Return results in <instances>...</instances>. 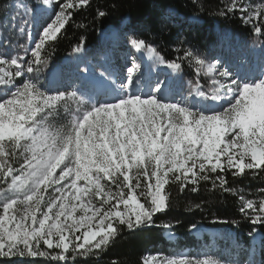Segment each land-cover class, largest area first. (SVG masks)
<instances>
[{
    "label": "snow or ice",
    "instance_id": "1",
    "mask_svg": "<svg viewBox=\"0 0 264 264\" xmlns=\"http://www.w3.org/2000/svg\"><path fill=\"white\" fill-rule=\"evenodd\" d=\"M90 3L7 6L14 13L7 16L9 29L27 42L9 41L11 51L0 52V257H44L50 264L99 257L123 232L158 226L157 214L172 207L169 186L196 193L210 184L221 195L238 197L239 212L257 226L248 235L256 234L264 228V187L250 198L229 176L264 177V72L231 70L192 48L168 60L132 35V49L153 64L176 74L187 65L204 78L203 85L197 79L186 95L174 93L170 81L145 77L132 56L122 76L105 70L64 90L45 86L40 77L62 30ZM41 8L48 18L34 35ZM238 13L264 43V0H222L216 14ZM96 14L102 18L106 12ZM5 40L0 35V45ZM83 51L81 38L73 53L79 59ZM143 264L254 262L178 254L151 255Z\"/></svg>",
    "mask_w": 264,
    "mask_h": 264
},
{
    "label": "trees",
    "instance_id": "2",
    "mask_svg": "<svg viewBox=\"0 0 264 264\" xmlns=\"http://www.w3.org/2000/svg\"><path fill=\"white\" fill-rule=\"evenodd\" d=\"M13 1L3 0L4 6L0 7V30L6 38L4 45H0V50L4 52L11 51L6 46L9 41L12 45L17 41L26 43L8 27L9 20L6 16L11 10L7 6ZM259 2L261 0H256L255 3ZM221 7L222 0H196L195 3L193 0H91L90 6L74 13L72 21L62 30L52 49L48 66L41 75L46 81L47 71L60 65L65 56L72 54L81 38L87 49L103 52L100 33L111 27L119 28L127 20L125 31L156 46L168 60L177 59L184 48H192L209 59L212 50L221 42V35L226 32H230L241 43L262 44L264 53V43L258 42L251 25L243 23L239 13L227 18L217 15ZM97 10L105 11L106 15L98 17ZM192 18L199 22L190 21ZM260 39L264 40V37ZM181 75L185 81L194 82L199 79L203 85L204 78L197 77L194 69L187 65L183 67ZM229 180L233 187L244 190L250 198H254L252 193L264 187V177L246 176L233 180L229 176ZM169 187L172 192V207L165 213L157 214L158 226L134 232L125 231L99 257L78 258V264H143L147 255H174L185 251L197 254L210 248L211 243L224 249L230 248L232 255L238 256L241 261L248 258L254 264H264V228L258 229L253 236L248 235L257 226H253L239 212L238 197L221 195L218 191L211 190L210 184L207 188L202 186L196 193L188 189L179 192L176 187ZM196 203H200L202 207H191ZM221 220H235L237 223L217 222ZM162 223H172L173 227L171 230L165 229L160 226ZM193 223L197 228L219 232L220 238L212 237L205 231L197 235L191 229ZM169 231L174 233V240L166 237ZM0 264L50 262L44 257H0Z\"/></svg>",
    "mask_w": 264,
    "mask_h": 264
},
{
    "label": "rangeland",
    "instance_id": "3",
    "mask_svg": "<svg viewBox=\"0 0 264 264\" xmlns=\"http://www.w3.org/2000/svg\"><path fill=\"white\" fill-rule=\"evenodd\" d=\"M19 2L26 3L31 7L34 0H15L12 3H19ZM251 2L255 3L256 0H251ZM171 12H174V11L171 10ZM11 14H14V13L11 11L9 15ZM21 15H23V13H21ZM47 18H48V14L45 13L44 9L41 8V9L36 10L35 20L33 23L34 35L37 34L36 30L40 28L41 24ZM191 21L199 22L195 18H192ZM127 23L128 21L124 25H122L117 30V32H114L112 31V29H109L102 33L100 41L102 45L107 46L109 48L107 53L100 54L99 51L87 50L86 48H84V51L81 54H79V59H77V54L74 55L75 57L71 56V57L66 58V61H64V64L62 63L59 66L65 72V76L67 75L70 76L69 80L65 83V87L77 82L78 78H85L82 75L84 74L83 70L85 67L89 68L88 73L94 72L95 77H97L99 73L104 72L105 70H107L108 72H111L114 76H122L125 74V69L127 66H129V60L131 59L132 56H135V53H136V51L132 49L130 44L127 42V38L129 36H132L129 33V31H125V26ZM0 35H2L1 30H0ZM221 37H222L221 42L219 43L218 46H216V48L212 50L209 60H219L221 61L223 66L229 67L231 70L242 68L244 71L250 72L257 76L261 72H264V53L261 49V44L252 46L251 44H248V43H241V41H238L237 39L233 38L229 32H226V34L225 33L222 34ZM20 39L27 42L26 37H20ZM0 52H4V51L0 50ZM139 57L142 60H138V59L137 60L141 66L140 71L144 73V76L152 80H157V79L162 80V77H160V75L154 76V74L156 73L155 69L157 68V66L153 64V62L148 57V55L141 54V56ZM79 61H81L80 64H79ZM70 62L72 63L76 62V64L75 65H72V64L65 65L66 63H70ZM159 68H162V65H159ZM166 70L172 73L171 70L168 69L167 67H166ZM51 72L52 71H50L47 77L48 80L52 78ZM40 78H41L42 84H44L45 86H49L47 83V79L46 81H44V78L42 75ZM94 79L96 78H90V77L88 78V80H94ZM173 80H174L173 92L174 93L183 92L186 95L190 87V82L182 81L181 74H176V77H174ZM64 88L59 87L60 90H63ZM194 231L196 232L197 235H200L202 231H205L209 233L212 237L220 238V233L213 229L197 228ZM166 237L170 240L175 239L174 233L170 231L166 233ZM178 254H191V253H189L188 251H185V252L176 253L174 255H178ZM203 254L214 255L221 259H226V260L230 259V260H235L237 262L249 261L248 258L245 259L244 261H241L238 256L232 255V250L230 248L224 249L223 247L217 246L214 243H211L210 248H206L204 252L192 254V255L202 256ZM156 255L172 256V255H167V254H156ZM149 256L151 255H147L145 258Z\"/></svg>",
    "mask_w": 264,
    "mask_h": 264
},
{
    "label": "bare ground",
    "instance_id": "4",
    "mask_svg": "<svg viewBox=\"0 0 264 264\" xmlns=\"http://www.w3.org/2000/svg\"><path fill=\"white\" fill-rule=\"evenodd\" d=\"M135 54L141 56V53H139V52H136ZM63 64H64V62H63ZM54 74H55V76H59L60 75V69H59V67H57V68L54 69Z\"/></svg>",
    "mask_w": 264,
    "mask_h": 264
}]
</instances>
